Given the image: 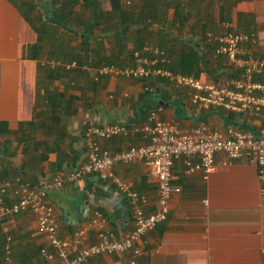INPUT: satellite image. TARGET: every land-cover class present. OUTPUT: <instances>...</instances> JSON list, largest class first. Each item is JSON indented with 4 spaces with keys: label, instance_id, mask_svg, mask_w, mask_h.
<instances>
[{
    "label": "crops",
    "instance_id": "crops-1",
    "mask_svg": "<svg viewBox=\"0 0 264 264\" xmlns=\"http://www.w3.org/2000/svg\"><path fill=\"white\" fill-rule=\"evenodd\" d=\"M150 0H136L144 4ZM157 19L148 36L168 53L172 66L192 68L202 58L200 74L209 81H227L238 73L224 56L214 55L217 37L229 25L257 35L246 44L264 58V0H154ZM109 6L105 7L104 4ZM111 9L109 1L103 3ZM156 14V13H155ZM213 38L209 39L207 33ZM132 34L138 35L137 31ZM38 33L11 0H0V177L16 176L37 182L59 171L76 169L85 157V132L91 120L141 125L148 113L162 106L161 117L178 120L183 128L208 122L213 128L234 124L260 130L264 119L258 114L230 112L222 107L201 108L192 101V90L167 80H150L152 90L134 77L101 75L88 68L86 76L47 79L38 53ZM130 48L134 43L130 42ZM74 64H76L74 62ZM73 64V65H74ZM197 67H195L196 69ZM195 74V73H194ZM264 78L259 76V80ZM62 93L60 102L50 103L48 94ZM233 113V112H232ZM113 152L146 144L142 133L129 132L101 138ZM220 161L224 155L218 156ZM8 171L6 170V164ZM7 171V172H6ZM114 175L144 195L152 211L157 204V177L144 161L118 163ZM181 187L171 200L168 218L137 242L141 253L97 256L93 264H264V183L257 165L244 158L224 166L220 163L208 177L203 171L187 173L182 160L173 167V183ZM116 182L100 183L88 176L50 193L58 218L59 235L70 236L93 217L98 205L105 226L118 238L133 229L132 204L126 195L112 201ZM90 242L97 240V228L90 230ZM12 237L10 264H59L42 249H55L40 234L31 212L6 217L0 222L2 236ZM135 260V261H134ZM6 264V263H4ZM8 264V263H7Z\"/></svg>",
    "mask_w": 264,
    "mask_h": 264
},
{
    "label": "built area",
    "instance_id": "built-area-1",
    "mask_svg": "<svg viewBox=\"0 0 264 264\" xmlns=\"http://www.w3.org/2000/svg\"><path fill=\"white\" fill-rule=\"evenodd\" d=\"M125 3L131 6L134 0H125ZM207 37L212 39L213 34L208 32ZM216 39L218 46L214 55L224 56L233 71L238 73L227 81H209L194 73L175 72L162 66L171 63L170 56L160 46L148 42L142 50L135 52L133 63L124 67L105 65L98 69V73L141 80L165 78L177 87L191 89L192 101L201 108L216 106L238 114L251 112L264 119V81L258 79L264 75V58L255 56L246 47V44L257 42L256 33L239 31L229 25L228 30ZM145 89L152 90L149 86ZM162 111L161 105L153 108L144 123L132 127L122 122L101 124L91 120L85 132L84 161L74 170L40 178L34 185L20 176L11 180L0 179V220L31 212L37 220L38 232L45 235L55 249L54 252L42 249L44 256H58L59 264H93L92 259L97 256L129 253L135 257L141 253L137 242L168 218L172 197L182 190L172 184L177 160L183 161L187 173L201 170L208 177L220 163L227 166L246 158L257 165L258 177L264 183V127L253 130L231 124L226 128H213L208 122H201L191 128H183L178 120L162 118ZM132 131L142 133L147 143L117 152L101 144V138ZM220 154L225 160L218 159ZM138 160L144 161L157 177L158 198L152 211L145 209L148 200L144 195L114 175L116 164ZM93 175L106 182H116L118 189L113 192L112 201H118L121 195L130 199L133 229L118 238L114 231L106 228L103 213L97 210L85 225L70 236L61 237L50 193ZM6 194L10 202L6 201ZM94 228H97V240L90 242L89 232ZM12 251V237L6 235L5 253L0 255V264H10Z\"/></svg>",
    "mask_w": 264,
    "mask_h": 264
},
{
    "label": "trees",
    "instance_id": "trees-1",
    "mask_svg": "<svg viewBox=\"0 0 264 264\" xmlns=\"http://www.w3.org/2000/svg\"><path fill=\"white\" fill-rule=\"evenodd\" d=\"M11 1L38 33V53L45 55L46 61L41 64V68L47 79L86 76L89 74L88 68L98 70L105 65L124 67L133 63L135 52L142 50L145 43H154L147 33L148 28L158 21V4L154 0L144 4H138L135 0L131 6L124 0ZM106 1L110 2L111 9L103 6ZM44 6L46 13L42 10ZM134 31H137L138 35L132 34ZM130 42L134 43V48L129 47ZM197 57V64L192 68L177 65L175 67L171 63L162 66L175 72L197 75L203 68L201 65L198 67L202 58L199 55ZM152 79L155 78L140 80L145 88L151 87L148 82ZM156 79L170 81L161 77ZM61 96L62 93L58 91L48 94L50 103L60 102ZM230 116L235 117V114L230 112ZM10 164L11 162L6 164L7 171ZM0 179L5 180L2 177ZM32 184H36V181ZM6 201L10 202L8 194ZM98 208L106 212L103 206L98 205ZM2 238L0 255L5 253L6 245V237L3 235Z\"/></svg>",
    "mask_w": 264,
    "mask_h": 264
},
{
    "label": "water",
    "instance_id": "water-1",
    "mask_svg": "<svg viewBox=\"0 0 264 264\" xmlns=\"http://www.w3.org/2000/svg\"><path fill=\"white\" fill-rule=\"evenodd\" d=\"M86 150V148H85ZM97 180H99L100 183L106 184L107 182L99 178L98 176H95Z\"/></svg>",
    "mask_w": 264,
    "mask_h": 264
},
{
    "label": "rangeland",
    "instance_id": "rangeland-1",
    "mask_svg": "<svg viewBox=\"0 0 264 264\" xmlns=\"http://www.w3.org/2000/svg\"><path fill=\"white\" fill-rule=\"evenodd\" d=\"M135 1V0H134ZM124 2H125V0H124ZM135 3V2H134ZM125 4V3H124ZM104 6L105 7H107V6H109V4L108 3H106V4H104ZM42 10L46 13V7L44 6L43 8H42ZM46 59V58H45Z\"/></svg>",
    "mask_w": 264,
    "mask_h": 264
}]
</instances>
